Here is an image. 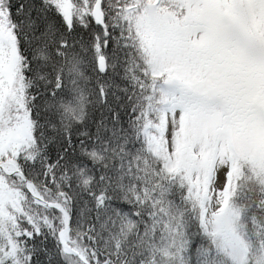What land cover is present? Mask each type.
<instances>
[{
    "label": "snow or ice",
    "instance_id": "obj_1",
    "mask_svg": "<svg viewBox=\"0 0 264 264\" xmlns=\"http://www.w3.org/2000/svg\"><path fill=\"white\" fill-rule=\"evenodd\" d=\"M0 264H264V0H0Z\"/></svg>",
    "mask_w": 264,
    "mask_h": 264
}]
</instances>
